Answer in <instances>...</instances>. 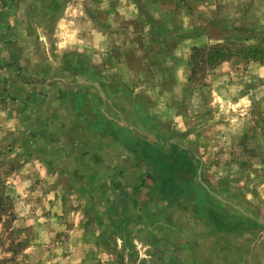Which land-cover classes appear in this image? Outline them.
<instances>
[{"label": "rangeland", "instance_id": "1", "mask_svg": "<svg viewBox=\"0 0 264 264\" xmlns=\"http://www.w3.org/2000/svg\"><path fill=\"white\" fill-rule=\"evenodd\" d=\"M0 264H264V0H0Z\"/></svg>", "mask_w": 264, "mask_h": 264}, {"label": "trees", "instance_id": "2", "mask_svg": "<svg viewBox=\"0 0 264 264\" xmlns=\"http://www.w3.org/2000/svg\"><path fill=\"white\" fill-rule=\"evenodd\" d=\"M193 50H194V51H193V58H194L195 56H198L199 54H201L202 52H204L206 49H205V48H198V47H195ZM207 50H208V49H207ZM161 156L163 157V158H161V159H162V161H163L164 163H166L167 165H171L170 161L167 160V159L164 157L163 154H161ZM164 188H169V185H167L166 187L164 186Z\"/></svg>", "mask_w": 264, "mask_h": 264}]
</instances>
